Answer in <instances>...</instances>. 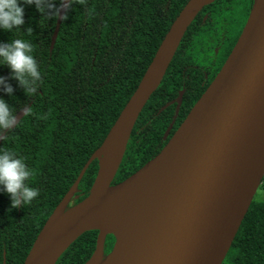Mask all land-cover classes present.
Wrapping results in <instances>:
<instances>
[{
    "label": "trees",
    "instance_id": "16d2710c",
    "mask_svg": "<svg viewBox=\"0 0 264 264\" xmlns=\"http://www.w3.org/2000/svg\"><path fill=\"white\" fill-rule=\"evenodd\" d=\"M188 1L73 0L51 52L57 19L46 17L32 6H25L20 29L0 31V42L23 39L33 45L41 72L35 94L25 95L15 80H9L14 98L0 93L15 116L25 107L30 109L14 129L5 133L0 149L24 159L33 172L27 183L39 190L32 202L15 209H9V196L0 192V264H23L45 222L102 145ZM252 4L253 0H216L197 15L160 86L139 115L112 185L132 176L166 145L220 71ZM205 49L212 54L219 51L223 58L213 70L206 63L203 70L199 68V61H205L201 54ZM217 58L218 54L213 56V65ZM0 75H9L6 66H0ZM183 91L173 122L175 105L161 113L159 110ZM170 124L169 136L164 139ZM97 171V161H93L78 185L75 204L87 197ZM96 237L95 231L81 235L56 264H85L94 251ZM112 240V236L106 238L105 254L111 250ZM222 264H264L261 194L254 196Z\"/></svg>",
    "mask_w": 264,
    "mask_h": 264
},
{
    "label": "water",
    "instance_id": "95a60500",
    "mask_svg": "<svg viewBox=\"0 0 264 264\" xmlns=\"http://www.w3.org/2000/svg\"><path fill=\"white\" fill-rule=\"evenodd\" d=\"M214 1L189 0L180 11L135 92L100 148L45 222L23 264H56L81 235L94 231L95 248L85 264H121L122 248L133 235L116 236L85 223L96 201L123 190L130 193L122 215H135L149 205L159 208L163 202L162 211L158 210L166 219L164 232L177 236L186 248L178 264L223 263L264 178V0H253L241 34L220 71L162 150L132 176L112 185L139 115L160 86L188 28L201 10ZM61 21H56L50 52ZM182 96L180 92L159 113L175 104V122ZM25 115L23 110L16 114L17 124ZM6 132L0 135V144ZM123 141L122 154L109 183L94 193V186L104 176L100 163L106 158L104 152ZM93 161L98 166L95 180L87 197L75 204L78 185ZM81 205L68 230L47 229L59 209L60 217H65ZM108 236L114 238V243L105 254Z\"/></svg>",
    "mask_w": 264,
    "mask_h": 264
},
{
    "label": "clouds",
    "instance_id": "9594fccd",
    "mask_svg": "<svg viewBox=\"0 0 264 264\" xmlns=\"http://www.w3.org/2000/svg\"><path fill=\"white\" fill-rule=\"evenodd\" d=\"M73 0H0V31L11 33L24 24V8L32 6L46 17L60 20L68 18ZM63 9V12H61ZM31 32L30 28H25ZM0 66H6L9 75H0V93L13 97L15 80L24 94L31 96L37 92L41 72L33 55V45L23 39L0 42ZM30 109L25 107L23 113ZM17 124L13 107L0 97V132L13 129ZM33 172L24 159L13 151L0 149V192L9 196L10 208L23 207L39 195V190L29 186L27 181Z\"/></svg>",
    "mask_w": 264,
    "mask_h": 264
},
{
    "label": "bare ground",
    "instance_id": "6f19581e",
    "mask_svg": "<svg viewBox=\"0 0 264 264\" xmlns=\"http://www.w3.org/2000/svg\"><path fill=\"white\" fill-rule=\"evenodd\" d=\"M124 144L125 141L116 143L104 152L106 158L100 161L104 176L94 186V193L102 190L100 186L109 183L120 160ZM129 193L123 190L100 198L92 205L85 226L111 232L116 236L125 233L133 235V239L122 248L121 264H178L186 254V248L177 240V236L164 232L167 229L166 219L158 210L160 208L162 211L163 202L158 204L159 208L155 206L156 204L149 205L135 215H122L121 211L127 204ZM81 208L82 205L78 206L65 217H60L59 209L49 220L47 229L54 232L68 230Z\"/></svg>",
    "mask_w": 264,
    "mask_h": 264
},
{
    "label": "flooded vegetation",
    "instance_id": "af4514ba",
    "mask_svg": "<svg viewBox=\"0 0 264 264\" xmlns=\"http://www.w3.org/2000/svg\"><path fill=\"white\" fill-rule=\"evenodd\" d=\"M215 2V1H214ZM202 54V56H205V57H203V58H205V61L204 62H202L201 60L199 61V64H200V67L199 68H201L202 66H203V64L204 63H206V65H207V67L208 68H210V69H214L215 67H218V65L220 64V62L222 61V57L220 56V52L219 51H216L215 52V50L213 51V54H212V52L211 53H208L207 51H206V49L201 53ZM216 54H218V56H219V58H217V62L216 63H214V65L211 63V62H213L214 61V59H213V56L216 58ZM213 65V66H212ZM202 70H203V68H201ZM205 72V71H204ZM208 78V75L205 77V81H206V79ZM183 95H184V91H183ZM182 98H183V96H182ZM173 105H175V104H173ZM172 105V106H173ZM176 106V105H175ZM180 109V108H179ZM179 113V112H178ZM177 119V118H176ZM169 136V135H168ZM168 136H167V138H168ZM112 244V246H113V243H114V240H112V242H111ZM112 246H111V248H112Z\"/></svg>",
    "mask_w": 264,
    "mask_h": 264
},
{
    "label": "rangeland",
    "instance_id": "374dc122",
    "mask_svg": "<svg viewBox=\"0 0 264 264\" xmlns=\"http://www.w3.org/2000/svg\"><path fill=\"white\" fill-rule=\"evenodd\" d=\"M258 194H261L264 198V188L261 190L260 187L258 188V191H257ZM74 200L71 202V205L73 204Z\"/></svg>",
    "mask_w": 264,
    "mask_h": 264
}]
</instances>
